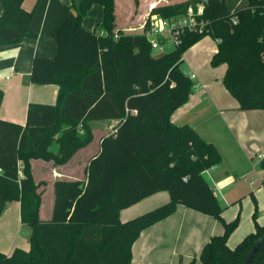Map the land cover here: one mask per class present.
<instances>
[{
	"label": "trees",
	"instance_id": "trees-1",
	"mask_svg": "<svg viewBox=\"0 0 264 264\" xmlns=\"http://www.w3.org/2000/svg\"><path fill=\"white\" fill-rule=\"evenodd\" d=\"M23 1L0 0V45L37 37L31 21L40 0L28 10ZM198 1L205 3L202 16L210 32H187L175 48L158 53L144 31L116 28L114 0L72 1L74 12L54 33L56 55L34 57L29 77L35 84H56V103H29L24 125L0 118V196L19 201L20 219L31 229L29 247L9 256L0 252V264H131L141 231L179 204L224 226L204 244L202 264H247L259 239L250 264H264V224L256 212L254 231L234 247L227 243L239 216L222 217L223 207L204 177L222 161L220 152L191 125L171 120L194 87L181 68L183 53L206 35L219 40L210 63L226 65L222 82L239 108L264 109V0H186L154 6L150 13L170 17ZM94 4L103 7L100 33L83 23ZM3 95L0 88V105ZM100 119L117 122L100 138L86 178L56 180L51 217L41 219L43 182L35 181L31 160L68 162L92 141L88 122ZM161 191L169 194L166 202L121 221L122 209Z\"/></svg>",
	"mask_w": 264,
	"mask_h": 264
},
{
	"label": "crops",
	"instance_id": "crops-1",
	"mask_svg": "<svg viewBox=\"0 0 264 264\" xmlns=\"http://www.w3.org/2000/svg\"><path fill=\"white\" fill-rule=\"evenodd\" d=\"M72 1L40 0L31 21L37 37H26L13 45H0V88L4 92L0 105L1 119L24 125L29 103H56V84H35L29 77L34 57L53 58L56 55L54 33L70 12H74L69 8ZM114 1L116 9L117 2ZM150 1H146L144 11L139 12L138 18L143 17L144 21ZM174 1L178 0L171 2ZM35 2L36 0H24L22 6L28 10ZM102 15L103 7L94 4L83 23L100 33ZM116 28H119L117 23ZM191 48L192 54L201 53L196 62L192 63L186 56L187 70L183 71L193 79L194 87L187 102L172 113L171 120L191 125L201 137L213 142L220 152L222 161L205 170L204 177L223 207L222 217L226 221H232L235 219V209L229 208L237 201L234 193V185L238 182L236 180L246 182L247 177L256 172L259 162L264 158V109H240L238 101L224 87L222 77L226 67L216 70L210 65L211 57L217 50L216 41L202 39ZM116 122L114 119L89 121L93 132L92 141L75 152L64 164L41 159L31 160L35 181L43 182L39 187L42 192L39 210L41 219L51 217L54 182L58 179H85L90 159L100 150V138L111 131ZM51 148L57 151L58 144L53 143ZM231 184L233 186L227 189ZM251 193L254 195V191ZM168 198L166 191L150 195L122 209L120 219L125 221L151 210ZM257 221L264 224V211ZM223 230V224L214 216L179 204L174 213L141 231L132 245L131 264H188L191 261L193 264H202L199 256L204 244ZM252 231L254 221L252 217L244 215L240 225L229 235L227 243L234 247ZM30 233V227L20 219L19 201H5L0 196V252L9 256L15 248L27 249Z\"/></svg>",
	"mask_w": 264,
	"mask_h": 264
},
{
	"label": "rangeland",
	"instance_id": "rangeland-1",
	"mask_svg": "<svg viewBox=\"0 0 264 264\" xmlns=\"http://www.w3.org/2000/svg\"><path fill=\"white\" fill-rule=\"evenodd\" d=\"M146 1L148 0H116L117 6L115 9L116 12L115 14H116L117 26L119 28L123 27L122 29L127 32L135 33L142 31L143 24L145 23V21L143 17L142 18L141 17L138 18V17H139V12L144 11ZM171 1L172 0H151L150 1L151 4L147 6V10H148L147 15L150 13V10L154 6L182 3L186 0H178L177 2L176 1L171 2ZM233 1H235V4H237L238 2H241V4L244 3V0H233ZM150 5L152 6L150 7ZM90 15L91 12L88 15V17ZM202 39H205V41L206 40L212 42L215 41L210 35H206ZM155 53L158 52L155 51ZM200 53L201 52H196L195 54H192V48L191 47L187 48L183 53V59H185V61L182 64L186 62V58H185L186 56L189 62L191 63L196 62ZM212 67L216 70H223L226 66L225 64H220ZM181 68L187 70L186 63L182 65ZM256 172L252 173L249 177H247L246 182L236 180L238 182L234 185V193L237 196V201L231 204L229 210H232V207H234L235 211L233 212V216H234L233 218H236L237 215L239 216V223L237 226L240 225L242 219L244 218V215L247 217L249 216L251 218L253 216V213L256 212L258 218V216H260L264 211V166L262 165L261 161L259 162V166L256 168ZM251 181L252 184H250ZM232 186L233 184L228 186L227 189H230ZM251 191H254V197L251 196L250 194Z\"/></svg>",
	"mask_w": 264,
	"mask_h": 264
},
{
	"label": "built area",
	"instance_id": "built-area-1",
	"mask_svg": "<svg viewBox=\"0 0 264 264\" xmlns=\"http://www.w3.org/2000/svg\"><path fill=\"white\" fill-rule=\"evenodd\" d=\"M205 3L198 1L188 5L180 13L164 17L158 13H149L143 24V29L151 48L154 51L165 52L181 43L182 36L189 33H209V20L203 18ZM216 42L219 40L216 39ZM263 158L262 155H258Z\"/></svg>",
	"mask_w": 264,
	"mask_h": 264
},
{
	"label": "water",
	"instance_id": "water-1",
	"mask_svg": "<svg viewBox=\"0 0 264 264\" xmlns=\"http://www.w3.org/2000/svg\"><path fill=\"white\" fill-rule=\"evenodd\" d=\"M261 245V240H257L256 243L253 245L252 249L248 252L246 259H245V263L250 264L251 260L254 256V254L258 251L259 247Z\"/></svg>",
	"mask_w": 264,
	"mask_h": 264
}]
</instances>
